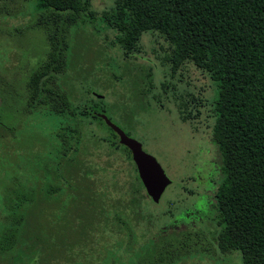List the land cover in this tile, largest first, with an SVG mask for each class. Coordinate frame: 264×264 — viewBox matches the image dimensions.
<instances>
[{
  "label": "trees",
  "instance_id": "obj_1",
  "mask_svg": "<svg viewBox=\"0 0 264 264\" xmlns=\"http://www.w3.org/2000/svg\"><path fill=\"white\" fill-rule=\"evenodd\" d=\"M34 10L48 48L25 84L22 114L44 107L64 118L57 130L64 151L79 148L80 154L64 158L57 184L47 180L42 190L14 187L5 194L9 211L0 252L10 250L4 264H97L105 253H94L96 229L104 234L109 224L120 233L123 218H130L144 220L154 233L159 218L144 206L162 194L154 200L147 193L130 149L103 116L131 135L116 117L131 121L135 107L98 97L92 83L76 81L67 71L68 60L76 67L68 58L70 28L95 17L92 0H37ZM100 16L124 57L140 51L142 34L152 32L162 39V59L172 74L191 63L214 85L211 139L222 173L211 202L214 226L161 234L145 246L137 264H170L182 253L217 249L238 250L242 264H264V0H113ZM77 87L80 95L73 92ZM148 87L134 92L142 104H149ZM200 105L199 98L191 108L182 102V118L198 116ZM103 155L105 165L92 157ZM107 165L114 166L107 172ZM39 218L60 219L54 227L48 219L41 226Z\"/></svg>",
  "mask_w": 264,
  "mask_h": 264
},
{
  "label": "rangeland",
  "instance_id": "obj_2",
  "mask_svg": "<svg viewBox=\"0 0 264 264\" xmlns=\"http://www.w3.org/2000/svg\"><path fill=\"white\" fill-rule=\"evenodd\" d=\"M36 2L0 0V234L8 220L3 218L9 211L5 194L14 187L36 192L47 187V180L57 184V172L64 158L80 154L79 148L64 151L57 134L66 122L64 118L44 107L22 114L25 84L48 48L44 30L35 25ZM112 4L113 0H92L95 17L71 26L68 58L76 67L68 60L67 71L76 81L84 79L92 83V92L101 93L98 97L135 107L131 121L127 115L124 121L116 117L117 121L142 142L146 151L156 156L171 178L160 200L148 201L144 206L159 218V222L155 221L160 227L153 226L154 233L146 230L151 226L144 220L130 218H123L126 227L120 233L111 230L109 224L108 236L106 232L95 231L98 249L94 253H105V258L97 264H137L145 246L157 241L161 234L214 226L211 202L222 174L219 151L211 139L213 116L209 101L214 95V85L206 73L191 63L172 74L170 63L162 59V39L152 32L142 34L140 51L124 57L113 32L100 16ZM147 73L151 74L150 82ZM57 82L65 87L61 79ZM147 87L151 94L146 100L148 105L142 104L143 99L134 93L136 88ZM80 91L78 87L77 91L73 88L74 94L80 95ZM198 98L202 102L198 116L183 119L181 103L185 101L191 108ZM10 126L14 127L13 131ZM92 157L99 165H105V155ZM113 166L107 165L106 171ZM44 201L50 202V199L47 197ZM59 212L56 210L55 216ZM59 219L39 218L38 222L41 226L48 222L55 227ZM147 236L151 237L142 244ZM9 253L10 250L0 252V264L6 262L5 256ZM170 264L242 263L238 250L224 253L217 249L182 253Z\"/></svg>",
  "mask_w": 264,
  "mask_h": 264
},
{
  "label": "water",
  "instance_id": "obj_3",
  "mask_svg": "<svg viewBox=\"0 0 264 264\" xmlns=\"http://www.w3.org/2000/svg\"><path fill=\"white\" fill-rule=\"evenodd\" d=\"M95 93L98 96L101 95V93ZM103 116L106 122L117 132L119 141L130 149L131 157L145 190L154 200H157L171 182L170 176L156 156L143 148L140 140L129 135L106 115L103 114Z\"/></svg>",
  "mask_w": 264,
  "mask_h": 264
}]
</instances>
